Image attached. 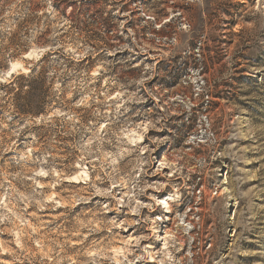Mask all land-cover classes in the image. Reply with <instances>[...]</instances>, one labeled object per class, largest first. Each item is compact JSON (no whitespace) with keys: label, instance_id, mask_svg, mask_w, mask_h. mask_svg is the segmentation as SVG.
Listing matches in <instances>:
<instances>
[{"label":"rangeland","instance_id":"obj_1","mask_svg":"<svg viewBox=\"0 0 264 264\" xmlns=\"http://www.w3.org/2000/svg\"><path fill=\"white\" fill-rule=\"evenodd\" d=\"M14 78L0 264H264V0H0Z\"/></svg>","mask_w":264,"mask_h":264},{"label":"trees","instance_id":"obj_2","mask_svg":"<svg viewBox=\"0 0 264 264\" xmlns=\"http://www.w3.org/2000/svg\"><path fill=\"white\" fill-rule=\"evenodd\" d=\"M18 78H14L11 82H9V84H4V85H0V88L2 89H8V88H12L13 90H21L22 88L19 87L18 85ZM37 80H39L38 78L35 79L34 77H28L27 79V83L29 85L26 86L27 89L31 88V85L34 83V82H37Z\"/></svg>","mask_w":264,"mask_h":264},{"label":"bare ground","instance_id":"obj_3","mask_svg":"<svg viewBox=\"0 0 264 264\" xmlns=\"http://www.w3.org/2000/svg\"><path fill=\"white\" fill-rule=\"evenodd\" d=\"M201 209V208H200ZM200 211V210H199Z\"/></svg>","mask_w":264,"mask_h":264}]
</instances>
